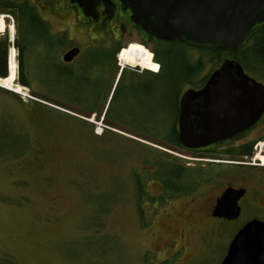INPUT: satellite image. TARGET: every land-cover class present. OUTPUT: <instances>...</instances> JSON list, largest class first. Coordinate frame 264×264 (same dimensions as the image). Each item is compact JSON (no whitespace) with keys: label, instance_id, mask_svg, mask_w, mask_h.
Returning a JSON list of instances; mask_svg holds the SVG:
<instances>
[{"label":"rangeland","instance_id":"374dc122","mask_svg":"<svg viewBox=\"0 0 264 264\" xmlns=\"http://www.w3.org/2000/svg\"><path fill=\"white\" fill-rule=\"evenodd\" d=\"M21 2L35 6L54 34L66 32L71 44L86 47L91 37L98 41V29L83 30L77 20L71 24L72 17L64 14L67 0ZM117 31L128 46H143L137 47L151 54L152 48L160 50L143 45L138 34ZM113 40L110 34L105 41ZM199 54L188 51L193 64ZM146 55L147 67L125 63L123 68H152ZM49 59L44 53L29 55L30 88L16 80L23 95L0 88V264H220L242 224L214 222L210 203L230 185L264 194V155L249 162L248 174L223 168L224 176L212 181L206 176L185 199L156 201L161 190L152 177L155 167L166 166L163 171L171 175L172 164L203 170L217 161L172 143L178 135L176 91L184 78L166 75L131 100L127 86L116 83L122 67L118 55L108 100L95 115L87 111L98 102L91 94L95 83L84 79L81 68L75 79L66 77L64 66ZM151 70L143 71L159 73ZM214 70L205 60L195 80ZM164 172L158 170L159 179Z\"/></svg>","mask_w":264,"mask_h":264},{"label":"water","instance_id":"95a60500","mask_svg":"<svg viewBox=\"0 0 264 264\" xmlns=\"http://www.w3.org/2000/svg\"><path fill=\"white\" fill-rule=\"evenodd\" d=\"M133 23L160 42L181 40L210 45L233 54L247 35L264 24V0H124ZM76 51L65 57L72 61ZM1 88V87H0ZM178 139L189 150L233 139L251 129L264 114V85L242 65L225 59L200 91L189 90L180 103ZM244 191L227 190L214 216L236 219ZM261 226V225H260ZM245 225L232 240L221 264H264V233ZM258 245V246H259Z\"/></svg>","mask_w":264,"mask_h":264},{"label":"flooded vegetation","instance_id":"af4514ba","mask_svg":"<svg viewBox=\"0 0 264 264\" xmlns=\"http://www.w3.org/2000/svg\"><path fill=\"white\" fill-rule=\"evenodd\" d=\"M69 5L66 7L64 14L68 15L71 19V24L73 25L74 21L77 20L82 25V29L86 31H94L95 29L99 30L97 33L98 41H95L94 37H91V42L87 44L86 47L83 46H76L71 44L66 32L60 34H54L52 29L45 21V19L41 18L39 15V11L35 6L28 2L22 3L21 0H0V14H4L7 17H11L14 21L16 18L17 25H15L14 30L10 31L7 29L5 25L4 29V37L7 38V34L9 33L14 35L15 38V50L17 54V83L23 79H28V74L26 72V61L29 55L32 54H46L51 59H49L51 65L57 64L59 66L62 64L64 68L62 69L65 71V75L68 78L75 79V71L81 68V71L85 72L86 74L83 75L84 79L87 81H92L95 83V90L91 93L94 94L98 100L97 104L87 110L91 114L100 115L101 109L104 108L105 103L108 100L106 97L109 95L110 91V70L116 68L118 71V64H117V56L124 48L130 49L131 46H140L137 44H125L121 41L120 38L116 36L115 30L118 29L120 34L123 35L125 31L133 32L135 34L140 35L141 43L143 45H169L171 43H163L155 39L154 37L150 36L149 34L142 31V29L136 26L132 21V14H135L131 8L126 4L124 0H67ZM65 2V1H64ZM21 14H35L38 20V24L41 23L40 27L31 28L32 30V37L28 38L32 40L30 42L24 41L23 42V32L22 27L20 24ZM59 14V13H58ZM14 17V18H13ZM14 24L15 21H14ZM17 27V28H16ZM258 27V26H257ZM256 28V27H255ZM254 28V29H255ZM117 31V32H118ZM113 36L114 40L112 44H108L109 41H105L108 36ZM131 34V33H130ZM8 35V37H9ZM132 35V34H131ZM17 37V38H16ZM185 41V40H181ZM154 46V47H155ZM143 47V46H140ZM156 48H152L151 51L154 55ZM72 51H76V55L72 59V61H66L65 57L67 54L71 53ZM118 51V52H117ZM149 51V50H148ZM115 56V63L112 61L110 62L109 56ZM148 54H151L148 52ZM62 57V58H61ZM153 60V59H152ZM154 62L159 64L156 61V57L154 55ZM152 62L150 61V64ZM152 65V64H151ZM150 65V67H151ZM160 65V64H159ZM119 67L120 64H119ZM139 68H122L120 70V74L117 78L118 88L122 85L123 88L125 85L128 89L129 98L131 100H136L137 95L141 94L140 89L142 88H151L152 82L157 80V75L151 74L150 72H145L142 70L140 73ZM215 71V70H214ZM213 71V72H214ZM212 72V73H213ZM211 73V74H212ZM211 74L204 78V81L201 82L200 86L189 87L184 93L179 94L177 100V109H178V116L175 122V128L179 131V118H180V103L184 94L189 90L200 91L202 90L205 85L207 84ZM100 81V82H99ZM98 82L101 84L99 88L96 89ZM133 104L136 101H131ZM137 109L134 108V113ZM106 121V119L104 120ZM253 132H256V135L249 137ZM262 143V144H261ZM175 146V145H174ZM178 149H182L187 152L197 153L203 156L213 157L215 162H208L209 164L205 166L203 170H192L193 173L196 175H203V177L198 181H193L190 187L187 184H180L175 183L174 185L180 186L176 187L177 191L176 194L171 195L165 192L166 186H164L163 179H159L156 173L158 172V167L152 171L153 180L160 184L161 195L157 197L155 200H165V204L172 203L176 200H181L182 198L185 199L189 197L191 194L198 189V185L205 180L206 176L212 175L209 181H212L215 178H220L224 176V171L221 169L223 168H230L236 170H245L248 171L252 164L250 161H255L258 159V156L263 154L264 155V114L259 119V121L249 130L244 133H241L235 136L231 140L219 142L217 144L198 149V150H189L181 146L178 139L177 144ZM231 160H235L237 162H231ZM255 165V164H253ZM179 166V165H178ZM182 167V166H180ZM183 168V167H182ZM217 170V172H215ZM214 173H216L214 175ZM249 178V177H245ZM234 189L237 191H244L245 194L239 199L238 206L240 208V214L236 219H227V218H219L214 216L216 207L218 205L219 200L222 198L224 193L229 190ZM172 190V188H171ZM249 188H236L234 186H228L223 191L220 192L218 196L213 198L210 203V214L209 216L214 222H225L229 224L240 223L241 229L249 223L250 224H257L259 225V229L262 230L264 233V194L262 192H253L251 193ZM164 204V205H165ZM249 205V217L244 215L245 205ZM163 205V204H162ZM247 205V206H248ZM261 225V226H260ZM240 229V230H241ZM239 230V231H240ZM238 231V232H239ZM237 232V233H238ZM236 236V235H235ZM234 236V237H235ZM234 239V238H233ZM232 239V240H233ZM232 242V241H231ZM230 242V244H231ZM259 245V244H258ZM255 245L253 242L249 243V247L253 248L263 247L264 242L262 245ZM230 246V245H229ZM229 249V247H228ZM228 252V250H227ZM0 263H2L0 261ZM222 263V262H221ZM220 263V264H221Z\"/></svg>","mask_w":264,"mask_h":264},{"label":"trees","instance_id":"16d2710c","mask_svg":"<svg viewBox=\"0 0 264 264\" xmlns=\"http://www.w3.org/2000/svg\"><path fill=\"white\" fill-rule=\"evenodd\" d=\"M35 14H21L20 24L23 32V42H30L28 38L32 37L31 28H39L41 23L38 24V20ZM42 26V25H41ZM161 46V45H160ZM9 47L10 43L8 38L0 39V78L2 81L7 80L9 76V68H8V57H9ZM178 47L179 51L175 50ZM160 50H156L154 55L156 57V61L160 64V71L157 75V79L164 78L166 75L173 79L184 78L183 82L179 85V88L176 91L177 96L181 93V88L183 86L188 87H196L200 86L201 82L195 80L196 77L202 70L203 64L205 60L210 61L214 65L215 70L222 64V62L231 58L239 62L244 68L245 72L249 74L251 77L259 79L260 83L264 84V24L253 29L245 38L244 42L239 46L236 52L233 54H226L221 52L217 47L210 45H194L188 41H178L173 44H169L168 46L163 45L159 47ZM144 49V48H143ZM198 50L200 52L198 61L193 64L191 58L188 55L189 50ZM145 50V49H144ZM147 50V49H146ZM148 51V50H147ZM146 51V52H147ZM118 52V51H117ZM149 52V51H148ZM147 52V54H148ZM149 55V54H148ZM110 62L115 61L114 54L109 56ZM150 59L152 60V55L150 54ZM159 66L154 63L153 72L158 71ZM0 79V81H1ZM203 83V82H202ZM19 85L30 88V83L28 79H23L19 82ZM25 90V89H24ZM178 100V99H177ZM177 100H176V108H177ZM107 116V114H106ZM105 116V117H106ZM175 146L178 144V135H176V139L172 142ZM170 170L174 169L169 175L166 171H163V167H159V172H164V186L165 192L168 194L174 195L177 193L175 183H184L191 186L193 181H199L203 175H196L192 172V170H187L178 165L172 164ZM190 179L187 175H190ZM175 182V183H174ZM138 192H144L143 186L138 184ZM180 187V186H176ZM172 188V190H171ZM142 193L140 195H142ZM167 194V195H168ZM146 195V193H145Z\"/></svg>","mask_w":264,"mask_h":264},{"label":"bare ground","instance_id":"6f19581e","mask_svg":"<svg viewBox=\"0 0 264 264\" xmlns=\"http://www.w3.org/2000/svg\"><path fill=\"white\" fill-rule=\"evenodd\" d=\"M5 25H6V22L4 21L3 16H0V36L2 35V33H4ZM122 51L123 52L119 54V64L121 62L120 66H122V68L124 67L125 63H126V65L129 64L131 66L147 67V64H146L147 63L146 58H148L146 55L147 52L143 48L133 46L129 50H122ZM151 55L153 58V54H151ZM147 61H149V58ZM151 61H152V68H153L154 62H153V60H151ZM129 68H131V67H129ZM152 68H149V69L140 68V70L150 71ZM134 69H136V68H134ZM152 70H151V72H153ZM16 80H17V66H16V63L11 61L9 76H8L7 80H5V81L1 80L0 81V87L5 89V90H8L10 92H14L16 94L23 95L24 89H22V87H20V86H16Z\"/></svg>","mask_w":264,"mask_h":264},{"label":"built area","instance_id":"2783aa9c","mask_svg":"<svg viewBox=\"0 0 264 264\" xmlns=\"http://www.w3.org/2000/svg\"><path fill=\"white\" fill-rule=\"evenodd\" d=\"M3 19H6L8 21V25L10 30L14 29V21L11 17H7V16H3ZM10 42V49H9V63L11 64V61H13L14 63L16 62V51H15V47H14V37L11 36V38L9 39Z\"/></svg>","mask_w":264,"mask_h":264}]
</instances>
